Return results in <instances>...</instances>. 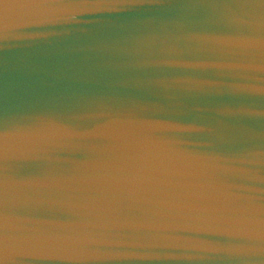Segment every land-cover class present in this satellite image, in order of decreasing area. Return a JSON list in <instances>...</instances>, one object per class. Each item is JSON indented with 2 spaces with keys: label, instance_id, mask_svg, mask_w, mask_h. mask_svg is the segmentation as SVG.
<instances>
[{
  "label": "clouds",
  "instance_id": "9594fccd",
  "mask_svg": "<svg viewBox=\"0 0 264 264\" xmlns=\"http://www.w3.org/2000/svg\"><path fill=\"white\" fill-rule=\"evenodd\" d=\"M0 125V264H264V0H0Z\"/></svg>",
  "mask_w": 264,
  "mask_h": 264
},
{
  "label": "water",
  "instance_id": "95a60500",
  "mask_svg": "<svg viewBox=\"0 0 264 264\" xmlns=\"http://www.w3.org/2000/svg\"><path fill=\"white\" fill-rule=\"evenodd\" d=\"M27 71L33 75L38 77H51L53 75L58 74V69L52 65L41 63L34 65L27 69ZM4 128L0 125V131H3ZM34 264H62L60 261H35ZM123 264H187V262L180 261H148V260H133V261H125ZM204 264H211V262H204Z\"/></svg>",
  "mask_w": 264,
  "mask_h": 264
}]
</instances>
